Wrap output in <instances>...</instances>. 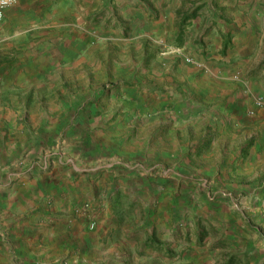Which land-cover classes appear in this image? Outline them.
Returning <instances> with one entry per match:
<instances>
[{"label": "rangeland", "instance_id": "374dc122", "mask_svg": "<svg viewBox=\"0 0 264 264\" xmlns=\"http://www.w3.org/2000/svg\"><path fill=\"white\" fill-rule=\"evenodd\" d=\"M13 7L0 264H264V0Z\"/></svg>", "mask_w": 264, "mask_h": 264}, {"label": "built area", "instance_id": "2783aa9c", "mask_svg": "<svg viewBox=\"0 0 264 264\" xmlns=\"http://www.w3.org/2000/svg\"><path fill=\"white\" fill-rule=\"evenodd\" d=\"M15 4H16V0H0V23L3 22L5 18L6 10L13 7ZM255 104L257 107L262 106V103L259 100H257ZM88 228L93 229L94 222H89Z\"/></svg>", "mask_w": 264, "mask_h": 264}, {"label": "crops", "instance_id": "0c3cea01", "mask_svg": "<svg viewBox=\"0 0 264 264\" xmlns=\"http://www.w3.org/2000/svg\"><path fill=\"white\" fill-rule=\"evenodd\" d=\"M16 10V7H12V8H9V9H7L6 10V13H5V20H10L11 18H13V19H15L16 21L15 22H19V16H20V14L18 13V12H16V13H13V11H15ZM49 14H50V12H49ZM200 19V18H199ZM215 112V111H214ZM217 114V113H216ZM15 196H17L16 194L13 196V198L15 197ZM259 196V197H258ZM262 198L263 197V195H257V196H255V200L257 199V200H260L259 198ZM8 201H10V200H8ZM0 203H3V200L1 199L0 200ZM9 204H10V202H9Z\"/></svg>", "mask_w": 264, "mask_h": 264}]
</instances>
